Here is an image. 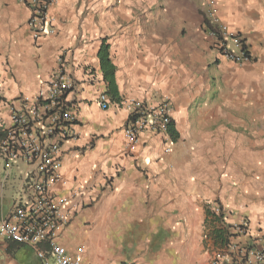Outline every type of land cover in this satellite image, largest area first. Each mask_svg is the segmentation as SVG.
Instances as JSON below:
<instances>
[{
    "label": "crops",
    "instance_id": "1",
    "mask_svg": "<svg viewBox=\"0 0 264 264\" xmlns=\"http://www.w3.org/2000/svg\"><path fill=\"white\" fill-rule=\"evenodd\" d=\"M167 1L166 12L151 13L138 0H58L48 12L54 34L34 39L29 9L0 0V124L8 103L35 97L59 70L74 84L67 100L75 136L61 143L52 191L72 207L58 241L70 253L83 248L82 264H212L221 248L207 211L216 208L224 226L245 220L251 239L264 235V145L250 148L248 124L234 133L249 80L211 49L202 12L214 5L248 46L250 63L240 66L264 78V0ZM103 43L118 93V101L106 96V110L97 104L106 91L97 59ZM165 99L177 139L143 132L129 144L127 102ZM190 113L213 119L190 124ZM28 170L0 155V220L13 211ZM38 249L54 264L47 243L32 248L0 237V264H42Z\"/></svg>",
    "mask_w": 264,
    "mask_h": 264
},
{
    "label": "built area",
    "instance_id": "2",
    "mask_svg": "<svg viewBox=\"0 0 264 264\" xmlns=\"http://www.w3.org/2000/svg\"><path fill=\"white\" fill-rule=\"evenodd\" d=\"M19 2L30 11L27 25L34 39L54 34L48 12L58 0ZM213 22L217 23V20ZM218 31L224 38L234 40V34L226 26H219ZM234 48L237 54L225 48L219 50V54L236 65L250 63L242 42L235 41ZM73 90L70 76L59 70L35 97L19 98L8 103L7 120L0 124L3 131L0 155L3 159L29 168L23 176L21 195L15 201L13 211L0 220V237L32 248L47 243L54 264H82L83 248L70 253L58 241L61 232L69 224L72 207L68 206L70 203L67 198L52 191L60 180L61 143L75 136L77 116L71 102L67 100V95ZM97 104L101 110L107 109L108 100L104 93L97 96ZM126 108L130 113L124 137L129 144L136 143L143 132L161 134L168 144L171 143L168 130L172 116L166 99L156 105L131 100L127 102ZM165 150L169 151L168 148ZM75 197L76 194L70 195V201H74ZM213 213L218 215L220 209L216 208ZM229 230L232 237L223 249L215 253L212 264H264V235L251 239L245 220ZM37 257L42 264H49L45 252L38 249Z\"/></svg>",
    "mask_w": 264,
    "mask_h": 264
},
{
    "label": "rangeland",
    "instance_id": "3",
    "mask_svg": "<svg viewBox=\"0 0 264 264\" xmlns=\"http://www.w3.org/2000/svg\"><path fill=\"white\" fill-rule=\"evenodd\" d=\"M150 1L153 2L152 6L149 3ZM138 2H140L141 4L138 6L139 8H143L146 6V9L151 13L166 12V7H168L167 3H169L167 0H138ZM126 7H128V5H126ZM202 12L203 19L205 21L203 26L205 27V29H207V32L211 39V49L216 50L218 52V56H220L219 50H222L223 48L233 52L234 54H237L238 52L234 48L235 41L239 43L242 42L243 47L248 49V46L245 44V41L240 34L233 33L234 40L231 38H224V36L221 35V33L218 31V28L219 26L225 25L218 19L213 4L206 2ZM214 19L217 20V23L213 22ZM227 65L237 67L239 71H245L244 77L247 76L249 80L248 93L244 91V102H242L244 105L235 107L237 109H240L239 111L243 109V112L239 113L238 116H234V133L235 135L240 136V126L242 125V122L244 125L248 124L249 130L248 132L244 133V135H248L249 137L250 148L254 150L260 149L261 147H263L262 145H264V78L262 76H259L258 70L254 69L253 71L252 68H247V65H235L230 63L229 61ZM201 107L202 106L196 104L194 109L197 110ZM197 115L198 114L195 113L193 116L190 113V116H188L187 118L190 124H196L197 122V124L208 125L210 124V120L213 119L207 113L200 114L199 116ZM109 263L111 264L112 262Z\"/></svg>",
    "mask_w": 264,
    "mask_h": 264
},
{
    "label": "trees",
    "instance_id": "4",
    "mask_svg": "<svg viewBox=\"0 0 264 264\" xmlns=\"http://www.w3.org/2000/svg\"><path fill=\"white\" fill-rule=\"evenodd\" d=\"M203 23H205V21ZM97 59L99 70L102 74L103 81L106 84V91L104 94L108 96L111 101H118V93L114 81L115 68L111 64L109 58V47L106 44L103 43L100 46L97 53ZM168 133L173 140L177 139V134L174 131L172 124L169 127ZM209 218L213 220L212 223L216 224L214 230L210 232V236L212 237V239H214V242L219 245V248L223 249L227 245L228 240L231 236L229 234L230 227L223 225L221 213L216 215L213 212L207 211V220H209Z\"/></svg>",
    "mask_w": 264,
    "mask_h": 264
}]
</instances>
